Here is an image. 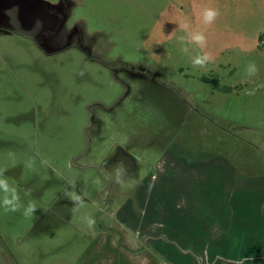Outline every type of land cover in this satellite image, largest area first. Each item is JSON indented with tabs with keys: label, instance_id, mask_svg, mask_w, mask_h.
Returning a JSON list of instances; mask_svg holds the SVG:
<instances>
[{
	"label": "rangeland",
	"instance_id": "obj_1",
	"mask_svg": "<svg viewBox=\"0 0 264 264\" xmlns=\"http://www.w3.org/2000/svg\"><path fill=\"white\" fill-rule=\"evenodd\" d=\"M0 170L37 206L0 208L18 264H103L99 241L149 219L264 264V0H0Z\"/></svg>",
	"mask_w": 264,
	"mask_h": 264
},
{
	"label": "crops",
	"instance_id": "obj_2",
	"mask_svg": "<svg viewBox=\"0 0 264 264\" xmlns=\"http://www.w3.org/2000/svg\"><path fill=\"white\" fill-rule=\"evenodd\" d=\"M263 180L264 177L261 178V181ZM191 196L195 199L194 195ZM195 200L202 201V198L201 200ZM197 206L203 207L202 205ZM128 224L133 225L132 222ZM178 224L184 223L167 222V220L164 222L150 219L144 220L142 223L139 222L134 225L135 233L130 232L129 236H125L122 238V240H118V242L117 240L113 239L114 249L108 245L110 239L104 237L101 241V247L103 251H99L101 248L99 241V247L97 246L98 253L102 255L103 264H115V261H111V259L114 260V258L117 261L122 260L124 264H137V260L134 259V255L137 251L141 252L142 250L146 251L151 255V257H153L154 262L152 264H157L159 259H161V261L165 264H247L254 262V256L252 254L241 256H237V254H235V256L229 258H227V256L218 257L214 249L215 246L218 247L217 242L207 241L205 243L201 241L204 239L203 236L205 235L201 229L198 230L200 225H198L197 230L192 231L189 234L188 229L190 224H184L185 232L181 235L177 231V234L175 235V229L179 227ZM166 230L167 232H165ZM189 235L192 236L187 237ZM187 240H189V243L185 245L184 243ZM5 241L6 235L0 234V246H3L0 249V260L3 261V264H18L15 260V255L13 252L9 250L7 246H5ZM8 242H13V239H9ZM145 247L146 249L144 250ZM249 247V245L244 243L235 244V242H230L229 250L226 251L230 252L231 249L232 252H236V250H242ZM106 249L108 250L107 252ZM17 251L19 254L16 256L23 257L25 255L22 258L23 261L24 259L30 258L28 248L26 253L24 252L23 248ZM104 254H106L105 259Z\"/></svg>",
	"mask_w": 264,
	"mask_h": 264
},
{
	"label": "clouds",
	"instance_id": "obj_3",
	"mask_svg": "<svg viewBox=\"0 0 264 264\" xmlns=\"http://www.w3.org/2000/svg\"><path fill=\"white\" fill-rule=\"evenodd\" d=\"M220 13L213 8H205L202 12V23L205 25L212 24ZM183 28L187 29L188 25H182ZM180 43L182 45L180 51L185 55L191 56V62L193 67H204L210 61V56L207 54H196L191 55V50L186 45L188 43H193L198 46H203L206 43V37L201 31H194L190 33L188 39L186 40L184 37L180 38ZM258 72L257 66L255 63H249L246 68V73L248 77L255 76ZM35 161L30 158L26 167H33ZM119 170L117 171V176L119 177ZM68 198L73 204L74 210L82 205L81 196L77 195L75 192H68ZM23 207V215L25 217H30L37 211V206L34 202H28L27 205L21 204V197L17 192V189L10 185L9 179L5 176L4 170H0V208H3L5 212H18ZM86 222L91 227L95 221L91 217L86 218Z\"/></svg>",
	"mask_w": 264,
	"mask_h": 264
},
{
	"label": "trees",
	"instance_id": "obj_4",
	"mask_svg": "<svg viewBox=\"0 0 264 264\" xmlns=\"http://www.w3.org/2000/svg\"><path fill=\"white\" fill-rule=\"evenodd\" d=\"M223 89L227 91L228 88H223Z\"/></svg>",
	"mask_w": 264,
	"mask_h": 264
}]
</instances>
